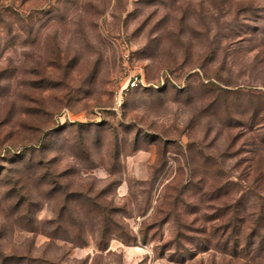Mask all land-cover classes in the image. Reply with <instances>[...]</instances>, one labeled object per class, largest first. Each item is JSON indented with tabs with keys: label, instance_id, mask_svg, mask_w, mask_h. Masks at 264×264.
I'll use <instances>...</instances> for the list:
<instances>
[{
	"label": "rangeland",
	"instance_id": "1",
	"mask_svg": "<svg viewBox=\"0 0 264 264\" xmlns=\"http://www.w3.org/2000/svg\"><path fill=\"white\" fill-rule=\"evenodd\" d=\"M256 230L264 0H0V264H232Z\"/></svg>",
	"mask_w": 264,
	"mask_h": 264
},
{
	"label": "trees",
	"instance_id": "2",
	"mask_svg": "<svg viewBox=\"0 0 264 264\" xmlns=\"http://www.w3.org/2000/svg\"><path fill=\"white\" fill-rule=\"evenodd\" d=\"M258 238V242H264V233L255 231L249 234V236H246V239L249 238ZM238 242H236V245H232V255L235 257H240L241 259H237L235 263L232 264H264V249L262 247H254L251 249L250 245H247V241H245L246 245H237ZM255 243V241H253ZM225 253H228L229 251L225 248ZM246 258L245 260H242V258ZM248 258V259H247ZM248 260V261H247ZM231 264V263H230Z\"/></svg>",
	"mask_w": 264,
	"mask_h": 264
},
{
	"label": "built area",
	"instance_id": "3",
	"mask_svg": "<svg viewBox=\"0 0 264 264\" xmlns=\"http://www.w3.org/2000/svg\"><path fill=\"white\" fill-rule=\"evenodd\" d=\"M124 56H128L126 52ZM122 77L125 80L124 84L120 86V89L117 88L115 93V103L116 105H120L122 103L123 94L131 88H136L141 84H144L143 76L140 72L136 70H131L129 67L125 68L122 72Z\"/></svg>",
	"mask_w": 264,
	"mask_h": 264
}]
</instances>
